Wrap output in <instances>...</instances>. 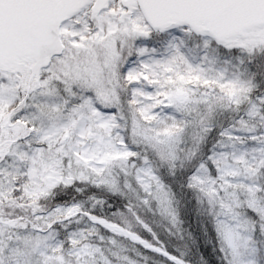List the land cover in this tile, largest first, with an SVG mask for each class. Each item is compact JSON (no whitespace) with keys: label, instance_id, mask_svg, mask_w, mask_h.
Listing matches in <instances>:
<instances>
[{"label":"snow or ice","instance_id":"1","mask_svg":"<svg viewBox=\"0 0 264 264\" xmlns=\"http://www.w3.org/2000/svg\"><path fill=\"white\" fill-rule=\"evenodd\" d=\"M0 264H264V0H0Z\"/></svg>","mask_w":264,"mask_h":264}]
</instances>
